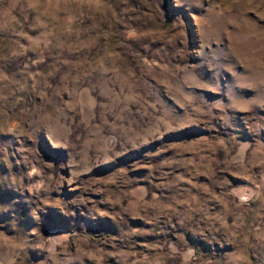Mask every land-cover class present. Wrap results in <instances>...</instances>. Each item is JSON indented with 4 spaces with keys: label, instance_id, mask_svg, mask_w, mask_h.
I'll use <instances>...</instances> for the list:
<instances>
[{
    "label": "rangeland",
    "instance_id": "obj_1",
    "mask_svg": "<svg viewBox=\"0 0 264 264\" xmlns=\"http://www.w3.org/2000/svg\"><path fill=\"white\" fill-rule=\"evenodd\" d=\"M0 264H264V0H0Z\"/></svg>",
    "mask_w": 264,
    "mask_h": 264
}]
</instances>
